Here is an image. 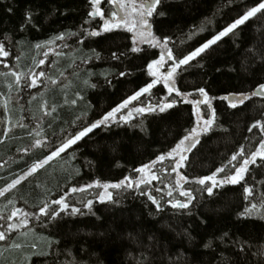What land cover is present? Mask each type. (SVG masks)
<instances>
[{
  "label": "trees",
  "instance_id": "1",
  "mask_svg": "<svg viewBox=\"0 0 264 264\" xmlns=\"http://www.w3.org/2000/svg\"><path fill=\"white\" fill-rule=\"evenodd\" d=\"M254 2L162 0L166 15L153 17L152 32L156 37H170L169 47L179 56L211 38ZM101 7L105 18H110L113 8L108 0ZM89 10L88 0H0V44L9 53L0 57V188L152 82L148 64L159 56V47L143 44L140 51L132 52L136 45L130 32L122 28L104 32L103 20L88 17ZM28 14L32 15L30 23ZM208 20L212 23L207 24ZM201 25L205 30L188 39L186 34ZM92 31L100 35H88ZM58 35L66 39L56 40ZM260 52H264V17L258 16L179 70L175 85L193 103H184L174 92L169 95L158 84L132 106L156 105L167 97L177 102L174 107L163 113L133 112L128 123L121 120L110 128L94 129L0 197V215L6 219L15 208L30 213L28 227L11 231L0 241V264H261L264 256L258 250L264 247V218L256 213L247 218L241 215L251 206L250 200L259 206L264 192L260 161L249 166L240 184L217 187L211 196L191 181L228 165L241 147L246 154L258 149L264 133L248 129L257 121L264 122V99L254 97L235 109L227 101L212 99L217 119L188 153L186 167L179 170L189 178L184 188L196 197L189 209H173L167 203L185 198L175 188L172 197L166 195L165 185H174L177 177L170 160L161 163L157 159L195 126L194 101L202 99L199 88L213 98L250 93L264 83ZM12 71L22 74L20 85L10 75ZM34 73L36 86L31 87ZM200 110L207 118L208 106L201 104ZM37 140L47 143L37 147ZM153 162L158 180L139 188H110L115 203L99 201L104 190L95 187L96 181L139 180L143 175L135 169ZM234 163L239 164V158ZM90 184L93 187L83 193L71 191ZM245 187L253 188L254 198L247 197ZM141 192L154 196L163 210L157 212ZM62 197L67 198L68 211L55 219L40 216V206L48 203L50 209L58 210L51 201ZM88 200L93 201L91 210L85 207ZM71 207L81 212L72 214ZM0 225L7 228L5 220ZM241 243L246 246L244 252L239 250Z\"/></svg>",
  "mask_w": 264,
  "mask_h": 264
},
{
  "label": "snow or ice",
  "instance_id": "2",
  "mask_svg": "<svg viewBox=\"0 0 264 264\" xmlns=\"http://www.w3.org/2000/svg\"><path fill=\"white\" fill-rule=\"evenodd\" d=\"M88 2L90 5V10L87 13L88 17L92 19L99 17L101 20H103L104 32H112L114 30L124 28L127 31L133 33V45L136 46H133L131 48L132 52L140 51L138 47L139 43H148L152 47H159L161 49V55L159 56V59H154L150 64H148V73L155 79H153L152 82L147 83L146 86L142 87L139 91L134 92L131 96H129L122 103L118 104L111 111L102 114L99 119L91 122L87 126L82 127L81 130H79L76 134L70 136L59 146H56L55 149L50 151V153L42 161L33 164L32 167L27 172H25L24 175L18 176L16 179L12 180L11 183H8L6 187L0 188V197H4L6 193L15 189L24 179L35 173L37 169L42 168L45 164L49 163L54 158L59 157L61 153L65 152L67 149L75 145L78 141L88 136L89 133L93 132L94 129L101 127L110 128L113 123L119 124L121 120H123V122L125 123H128L133 118V112L137 114H143L146 111L156 112L158 110L160 113H163L167 109L174 107L177 102L175 100L168 101L167 97H165V102H160L156 105H152L151 103H149L145 107H133L125 115L118 117V114L121 113L123 109H126L128 105L133 101H137L146 93L150 95L151 89L158 83L163 82L164 86L168 89L169 95L175 92L176 96L181 97L184 103H193V101H189L187 99V96H185L180 92L179 89L175 87L174 77L179 72V70L183 66H188L191 61L195 60L197 57H200L207 50L212 48L213 45L218 44V42L223 40L225 37L235 35L236 31L238 29H241L242 26H244L248 21L255 20L258 18V16L264 17V0H255L252 6L245 5L242 12L238 13L235 18L227 22L219 31L215 32L211 36V38L203 41L199 44V46H196L193 49L187 51V53H181L179 56H176L173 54L172 48L169 47L170 37H156L152 32L153 17H163L166 15L165 11L162 8V0H108L113 8V10L110 12V18H105V12L101 7L103 0H88ZM230 3H235V0H230ZM9 11H11V9H9ZM31 20L32 15H26V21L30 23ZM85 23H88V21H85ZM206 23L210 24L212 23V20H208ZM204 30L205 25L199 26L198 30H190L189 33L186 34L187 38L191 39L195 35H198L199 32H203ZM71 35H75V33H72ZM88 35L99 36L100 32L92 31L89 32ZM146 37H150V39H146ZM55 39L64 40L66 39V36L58 35ZM82 42L83 41H81V43ZM40 47V44L36 45L37 49H39ZM249 51L253 53V56L256 55L253 50L250 49ZM8 55L9 53L5 49V45L0 44V57H7ZM45 55H47V53ZM113 55L115 56V53H113ZM259 56L260 68L262 71H264V52H260ZM252 62L255 63V59H253ZM43 63L44 61L41 60L40 64ZM165 64H168V71L161 72V69ZM4 67L7 68L9 67V65L4 64ZM2 75L7 76L9 75V73H3ZM10 75L14 78L17 85L21 84V73L12 71ZM36 75L37 74L35 73L32 74V79L29 86H36ZM38 75L44 76V73L40 72ZM121 75L125 74L121 73ZM53 83H55V81H53ZM9 87H11V85ZM198 93L202 97V99H197L194 101L196 105L195 126L190 129L188 134L185 135L179 141V143H177L176 146L171 149L170 152L162 154L157 158L161 163L165 160H170L171 171L175 173L177 177L174 185H165V187L168 189L166 195L168 197H172L173 189L175 188L178 189L180 195L185 198L183 201L175 199L167 201V203H169L173 209H189L192 201L196 199L191 189L184 188V184L189 183V178L186 175L181 174L179 170L186 167V161L188 160L187 154L193 148H195L197 144L200 143L199 137L203 133L210 131L212 125L217 119L215 109L212 108V99L227 101L228 106L235 109L238 106L244 105L246 101L252 100L254 97H260L264 99V83H259L250 93H231L229 95L213 98L209 97L207 91L204 88H199ZM74 102L75 101H73V103ZM201 104L207 105L208 109L210 110L207 118H205V115L200 110ZM44 108L45 115H47L48 113L46 111V105L44 106ZM9 124H11V121H9ZM20 126L23 127V125ZM252 129H259L261 133H264V122L257 121L256 123H253L248 131H252ZM8 131H11V128H9ZM4 135L6 136L7 132H5ZM46 143L47 141L37 140L35 146L40 147ZM238 158L239 164L234 163L238 160ZM257 160L260 161V164L258 166H264V136H261V142L258 149L252 151L250 154H246L245 149L241 147L235 154L231 156L228 165L221 166L213 175L204 176L191 182L201 185V191L207 192V194L211 196L213 194V190L217 187H223L225 184H240L245 179V175L249 171V166L257 164ZM154 164L155 162H153L152 164H145L141 168L135 169V171L139 173L146 174L139 180H133L132 178L128 177L116 184H101L99 181H96L95 187L103 188L104 190L102 194L98 195L99 201L101 203H104L107 200L109 202L115 203L112 193L108 191V189L110 188L125 189L132 188L133 185H135L136 188H139L140 184L151 183L154 180H158V175L153 172ZM226 168L228 169V171H226ZM165 171H167V169H165ZM220 173H224V176L220 179H217V176ZM91 187H93V185L91 184L80 188L73 187L71 191L72 193H83ZM156 190L160 191L161 189ZM244 192L246 193L248 198L255 197V193L252 187H245ZM141 195H148V198L151 200L152 204L156 206L157 212L163 210L161 203L158 202L154 196L146 192H141ZM9 203H11V201ZM51 203L53 205H58L59 209H50L48 203H44L43 206L39 207L40 216H46L49 219H55L60 216L61 212L68 211L70 208L66 197L52 200ZM92 203V200H88L85 204V207L91 210ZM250 204L251 206L246 207L244 213H241V215L247 218L256 213L264 218V192L260 193L259 206L257 203H251V200ZM80 212V208L71 207L72 214H78ZM29 219L30 213L24 211L21 208H15L13 211H11L7 219L3 215H0V220H5V223L7 224V228H4V225H0V228H4V230L0 231V241H4L7 238L9 232L16 231L21 227H28ZM8 220H12L14 222L8 223ZM224 235L227 236L228 234L225 233ZM207 246L210 247L211 245L209 244ZM238 247L240 252L245 251L246 246L244 244H238ZM258 253L260 256H264V247L259 249ZM261 264H264V261H262Z\"/></svg>",
  "mask_w": 264,
  "mask_h": 264
},
{
  "label": "rangeland",
  "instance_id": "3",
  "mask_svg": "<svg viewBox=\"0 0 264 264\" xmlns=\"http://www.w3.org/2000/svg\"><path fill=\"white\" fill-rule=\"evenodd\" d=\"M122 29H124V28H122ZM124 30H126V29H124ZM129 32V31H128ZM131 33V35L133 36V33L132 32H130ZM146 39H150V37H146ZM143 44H148V43H139L138 44V47H141V46H143ZM159 51H160V53H159V56L161 55V49L159 48ZM159 56L156 58V59H159ZM166 71H168V64H165L164 65V67L161 69V72H166ZM177 75V74H176ZM152 77V76H151ZM153 79H155L154 77H152V81H153ZM176 79V76L174 77V80ZM158 84H162L163 86H164V84H163V82H161V83H158ZM158 84H156V85H158ZM175 84H176V81H175ZM155 85V86H156ZM165 87V86H164ZM175 87H176V85H175ZM166 88V87H165ZM177 88V87H176ZM166 90L168 91V89L166 88ZM175 93V92H174ZM135 101H133L131 104H129L128 105V107H133L132 105H133V103H134ZM127 107V108H128ZM124 110V109H123ZM123 110L121 111V113L123 112ZM120 114V113H119ZM118 114V115H119ZM188 155V154H187ZM143 176L144 175H146V174H142ZM222 177V176H221ZM220 176H217V179H220L221 178ZM210 183V182H209Z\"/></svg>",
  "mask_w": 264,
  "mask_h": 264
}]
</instances>
